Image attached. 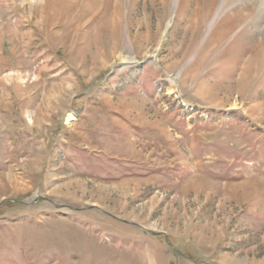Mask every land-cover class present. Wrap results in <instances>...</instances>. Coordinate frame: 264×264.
Instances as JSON below:
<instances>
[{
	"label": "rangeland",
	"instance_id": "374dc122",
	"mask_svg": "<svg viewBox=\"0 0 264 264\" xmlns=\"http://www.w3.org/2000/svg\"><path fill=\"white\" fill-rule=\"evenodd\" d=\"M0 264H264V1L0 0Z\"/></svg>",
	"mask_w": 264,
	"mask_h": 264
},
{
	"label": "bare ground",
	"instance_id": "6f19581e",
	"mask_svg": "<svg viewBox=\"0 0 264 264\" xmlns=\"http://www.w3.org/2000/svg\"><path fill=\"white\" fill-rule=\"evenodd\" d=\"M264 1V0H263ZM235 13V12H234ZM169 25V24H168ZM67 117H68V120H72V119H74L75 118V116H73V114L72 113H69L68 115H67Z\"/></svg>",
	"mask_w": 264,
	"mask_h": 264
}]
</instances>
